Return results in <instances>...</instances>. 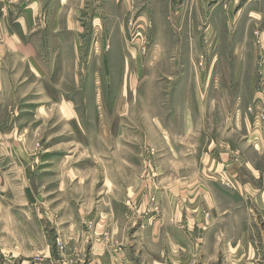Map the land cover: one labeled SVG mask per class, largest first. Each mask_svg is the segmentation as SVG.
<instances>
[{"label": "rangeland", "instance_id": "1", "mask_svg": "<svg viewBox=\"0 0 264 264\" xmlns=\"http://www.w3.org/2000/svg\"><path fill=\"white\" fill-rule=\"evenodd\" d=\"M47 6L39 53L71 57L39 86L44 109L17 89L34 80L24 64L0 59V264H236L223 193L249 174L210 155L227 140L264 182V0ZM178 117L193 119L188 137ZM254 240L237 259L264 264Z\"/></svg>", "mask_w": 264, "mask_h": 264}, {"label": "crops", "instance_id": "2", "mask_svg": "<svg viewBox=\"0 0 264 264\" xmlns=\"http://www.w3.org/2000/svg\"><path fill=\"white\" fill-rule=\"evenodd\" d=\"M59 1L60 6H62L64 0ZM47 2L48 0H0V59L2 60L5 54L11 51L14 53L15 59L19 63L24 64L30 78L34 80L33 82H29L27 78V80L22 83V85L24 84L25 86H23V88L18 87L17 89L27 90L32 94L31 96L34 99H37V101H29V103L35 104L36 107L34 108L36 112H40L39 110L45 107L41 106V99L37 98V95L40 96V94L44 93L45 88H41L40 90L38 88H40L39 86L45 79V76L48 75L51 80H54L58 62L62 61V57L64 61L66 58H64L65 55L67 58L71 57L68 56L71 53H64L65 50H60V48L57 50L60 53L55 54L53 56L54 58L39 53V47L45 44V39H42V33L45 29L49 28L46 23L48 22L46 17L47 13L51 12V7L47 6ZM59 11V8L56 7L52 10L54 15ZM69 12H73V10L70 9ZM56 23L55 18V23L51 26L54 33L58 32L57 30L60 29V25ZM74 28H77V25H66V30H72ZM42 41L44 43H42ZM65 44V42H61L58 46L62 47ZM49 60H52L53 64H49V67H47L46 62H49ZM60 72L63 74L62 71ZM38 80H41L40 83H38ZM32 85L34 87H31ZM4 88L5 85L0 70V92L3 91ZM45 93L48 95L46 90ZM63 108L66 109L64 106ZM190 119L193 121L192 118H187V121L185 117L179 118L180 124H177L178 130L174 133L177 135V139L178 137H188V135L191 134L193 123ZM245 126L247 127V125ZM222 150L223 153H217V148H215L214 153L210 155V166L215 167V165H217L220 166V168L223 167V173L235 179L240 177V171L243 168L249 174V176H246L248 180L233 183L235 191H226L225 194L223 193V203H226V208L223 209L222 235L223 238L227 239L223 243V246L231 249L229 252L230 254L236 255V264H244V261L237 259L239 251H241V249L244 251V247L253 249L254 244L252 247V241L254 239L259 240L260 238H264V231L260 233L261 230L258 231V227H252L250 223V221L252 222L256 218L264 221V216L261 213V211L264 210V207L261 208V206H264V182L261 183L258 181V171H251L253 164L246 156L243 155L241 158L235 157L236 155L233 154L229 141L223 140ZM237 152L238 150H236L235 153ZM214 157L217 159L215 160ZM167 188L171 192L170 194L173 201H178V204H180L179 183L172 182ZM174 191H176V194ZM192 200L193 199H188L190 202ZM257 213L258 215H256ZM172 215L178 217L174 213H172ZM230 222L235 223L233 228L229 226ZM248 223L249 225H247ZM254 242L256 241L254 240ZM247 252L249 253L250 250ZM251 252L255 251L251 250ZM248 264H253V262Z\"/></svg>", "mask_w": 264, "mask_h": 264}, {"label": "built area", "instance_id": "3", "mask_svg": "<svg viewBox=\"0 0 264 264\" xmlns=\"http://www.w3.org/2000/svg\"><path fill=\"white\" fill-rule=\"evenodd\" d=\"M226 184H228V183H226Z\"/></svg>", "mask_w": 264, "mask_h": 264}]
</instances>
